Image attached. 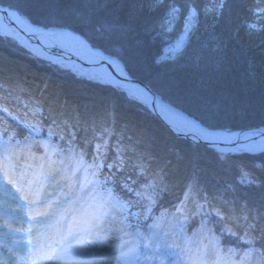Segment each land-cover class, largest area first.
Returning <instances> with one entry per match:
<instances>
[{
    "label": "trees",
    "instance_id": "1",
    "mask_svg": "<svg viewBox=\"0 0 264 264\" xmlns=\"http://www.w3.org/2000/svg\"><path fill=\"white\" fill-rule=\"evenodd\" d=\"M0 3L35 23L79 30L93 44L102 42L124 55L131 75L206 125L264 124V23L255 25L252 17L263 15L262 0H224L219 15L200 11L182 49L167 54L165 48L184 31L189 5L202 10L214 0ZM174 6L180 11L176 26L169 29L162 23ZM104 25L126 31L101 39ZM0 131L35 138L33 147L39 152L44 151L40 138L49 137L64 150L72 148L89 161L101 162L99 172L119 183L120 197L131 200L137 212L131 220L144 227L147 217L173 207L192 184L190 209L205 195L211 204L209 215L191 218L188 231L207 226L232 257L233 249L243 258L261 248L264 260V152L234 153L220 160L216 149L177 137L124 90L52 67L1 35ZM244 173L254 182H242Z\"/></svg>",
    "mask_w": 264,
    "mask_h": 264
},
{
    "label": "snow or ice",
    "instance_id": "2",
    "mask_svg": "<svg viewBox=\"0 0 264 264\" xmlns=\"http://www.w3.org/2000/svg\"><path fill=\"white\" fill-rule=\"evenodd\" d=\"M156 2L159 3L160 0H156ZM223 6L224 0H214L212 7H205L202 10L194 5H189L186 30L191 26L192 21L198 16L200 11L205 14L215 11L219 15V10ZM3 12L4 16H0V28L24 25L22 30L35 34L33 26L26 23L25 17L18 9L11 12L8 9H4ZM178 12V8L172 7L168 14L169 19L163 22L162 26L166 23L170 29L171 18H174ZM257 14L260 13L258 12ZM249 27L255 28V25H249ZM125 31L126 29L123 26L104 25L102 26L103 36L101 39L108 38L111 33L122 34ZM41 35L59 40L62 43L67 42L69 46L76 50L75 55L87 57L89 63L99 65L101 71L94 74L92 78L100 76L105 66L114 73L117 70L123 72L127 68L125 56L105 48L102 42L95 43L89 47L84 41L76 38L72 32L64 30L47 31L41 33ZM105 53L108 54L105 55ZM103 75L110 78L108 73H103ZM153 103L154 105L156 103L154 98ZM159 106L166 115L170 114L169 118L176 124L177 128L192 129V134L203 139L205 143L234 145L233 148L227 150L218 149V159L220 160H224L225 157L237 152L252 153L256 148H261L264 151V130L251 129L240 134L233 135L229 133L226 136L219 137L194 120L184 119L183 117L177 119L179 114L174 111L170 104L161 102ZM3 111L7 112V109ZM2 143L5 152L4 163L8 164L12 157L10 144L7 141ZM96 148L99 151L101 145H96ZM93 163L96 171H99L102 165L95 160ZM53 164H55V161L48 165L42 164L39 172L30 177L17 174L13 166L0 170V185H15L20 193L18 199L27 201L26 205H21V215H24L25 209H27L26 214L32 217L34 225H42L44 231L38 232L33 236L31 242L42 249L43 260L52 261L53 264H79L74 257L88 253L89 250H91V253H95L97 251L96 245H99L100 249H107V255L110 259L128 261L135 258L137 249L134 240H125L122 244L113 247L107 245L106 240L102 236L111 220L113 211L116 210L117 205H120L115 194L107 187L108 178L106 177L102 182L98 179L90 180L85 176L81 180V178L76 177V173L82 171L78 161L70 162L69 167L75 165L71 174L63 167V161H61L60 167H55ZM107 167L111 169L112 165L109 164ZM91 175L94 177L96 172L94 171ZM244 177L245 179L242 182L249 184L254 182L249 178L248 173H244ZM85 197L93 201L90 203V210L87 212L83 211L81 207ZM212 199H215V197H212ZM204 200L205 204L197 205L195 211L196 214L207 216L210 214L207 205L211 204V200L207 195H205ZM125 207V205H120L121 210ZM180 207L182 205L178 206V210ZM145 211H150V206ZM214 211L217 216L220 215L219 209ZM36 217H42L43 221L36 220ZM251 226L249 225V227ZM29 232L31 233V229H29ZM125 235L130 234L125 233ZM41 238L45 241L43 245L39 243ZM115 239L119 240L120 237Z\"/></svg>",
    "mask_w": 264,
    "mask_h": 264
},
{
    "label": "rangeland",
    "instance_id": "3",
    "mask_svg": "<svg viewBox=\"0 0 264 264\" xmlns=\"http://www.w3.org/2000/svg\"><path fill=\"white\" fill-rule=\"evenodd\" d=\"M174 7L178 8L180 11L178 6ZM252 17L255 20V25L264 23V12L263 15L254 13ZM186 23H188V15L186 16V20L183 25L184 29ZM175 26L176 18H171L170 29H173ZM192 27L193 24H191L189 29ZM181 38L178 43L175 44L173 50L182 48L183 43L185 42L186 34H183V36L181 35ZM4 141L9 142L10 144V150L12 153L10 160L13 162L12 164L10 163V165H1L0 170H3L5 167L13 166L16 171L26 170L24 172L26 173V176L29 177L38 173L42 164L48 165L55 161L53 166L60 167L61 161H63V167L69 172V174H71L75 168V165L69 167L70 162L78 161L80 162L82 171L77 172L76 177L81 178V180L85 176H87V178L89 177V163L86 161V159H84L83 156H76L72 151L62 152L61 150H58L56 145L50 140L44 141L47 150L45 155L48 157V155L51 153L56 152V154L51 159L48 160L46 158L43 161L38 160V158L35 157V160L32 162V166L26 167L24 165L27 162H25L22 157L28 155L31 156L34 154L32 148H30L32 140L26 141L17 138L9 139L0 134V160H4L3 157L5 152L2 143ZM24 147H27L24 152L19 151ZM18 157H21V159ZM32 169H34V171H31ZM88 179L91 180L93 178ZM11 187H13V185H0V211L6 215L11 212L20 217H28L29 221L34 224L32 217L26 214L27 209H25V214L21 215V206H19L18 203L9 205L10 203L8 200L12 201L11 194L16 196L15 193L7 192L8 190L13 191V188ZM3 195L10 198L6 197L3 200L1 198ZM92 202L93 201L89 200L88 197H85L81 204L83 211L87 212L89 205ZM6 203H8V205ZM36 220L43 221V218L36 217ZM185 220H183L180 217V214L176 212L158 215L149 223L147 232L140 234L137 230H134L129 226L127 219L120 213L119 206L117 205L116 210L112 213V217L106 228V231L102 234V236L106 240L107 245L113 247L122 244L125 240H134L137 249L135 258L128 261H117L110 259L107 255V249H100L99 245H96L97 251L95 253H91V250H89L88 253H85V255L88 257L81 258L79 264H192L195 260H198L200 255L206 258L207 261H214L215 259L219 258L221 250L215 238L209 235L208 232L203 228H199L196 231L189 233L186 229ZM5 226L6 224L0 223V234L5 235L12 233V228ZM13 226H17L20 229L18 230L20 234L19 237L13 235L12 237H4V239L11 242L17 238L16 241L23 245L28 243V240H30V243H32L31 240L33 239L34 234L41 229V224H35L31 228L30 233L29 230L26 231L23 229L20 223L14 224ZM115 230H117L116 233ZM125 233H129L130 235H125ZM116 237H120V239L117 240L115 239ZM76 257H74V259H76ZM249 263L259 264V262H255L253 259H251Z\"/></svg>",
    "mask_w": 264,
    "mask_h": 264
},
{
    "label": "water",
    "instance_id": "4",
    "mask_svg": "<svg viewBox=\"0 0 264 264\" xmlns=\"http://www.w3.org/2000/svg\"><path fill=\"white\" fill-rule=\"evenodd\" d=\"M4 9H8L9 11L11 10H14L12 8H10L8 5H5V4H0V12L4 15V12L3 10ZM29 24H31L30 22H27ZM34 25V28H33V31L35 32V34H32V32H29V31H26V30H22L23 27L19 26L17 27L16 25H12L11 27H7L8 30L4 29V28H0V34H3V35H8V36H11L13 37L14 39H16L21 45L27 47L30 51L32 52H36L38 54V56L42 57V58H45L47 60H53L55 61L56 59H59L61 57V53H58V52H48V53H45L44 50L41 48L42 45L45 47V45L42 43L41 39H40V36H41V33H44V32H47V31H50L52 29H63L61 27H50V28H45V27H42V26H39V25H35V24H32ZM69 29V28H67ZM72 30V29H71ZM74 31V30H73ZM14 33V35L19 38L17 39L16 37H14L11 33ZM77 35H79L80 37L82 36L86 41L87 43L92 46L91 42L88 41L83 35L82 33L80 32H76ZM21 39L23 41H21ZM41 46V47H40ZM43 47V48H44ZM36 48H39V49H36ZM98 50H102V49H98ZM108 53H105V55H107ZM61 59V58H60ZM96 68H100L99 65H96ZM103 70H106L108 71L110 74L114 75L116 77V81H109L107 83H111V84H114V85H117V84H126V83H129V84H134V85H137V86H140L141 88H143L144 90H147L146 92L149 93V95L156 100H159L160 102L164 103V104H170L171 107L173 109H178L179 111H182L183 114L187 115L190 119L198 122L202 127L204 128H208L210 131H212L213 133H215L217 136L219 137H223V136H226L228 135L229 133L233 134V135H236V134H240V133H243V132H247L251 129H260V130H264V125H255V126H251V127H247V128H243V129H229V128H212V127H209L207 125H205L203 122H201L200 120H198L197 118H195L194 116L188 114L187 112H185L184 110L182 109H179L177 107H175L174 105H172L171 103H169L168 101H166L162 96H160L159 94H157L156 92L153 91V89L147 85L145 82H143L142 80H140L139 78H136V77H133L129 71L126 69L124 70L123 72H112L110 68H108L107 66H105L103 68ZM90 79H93L95 81H101V82H104L105 83V80L103 79H100V78H92V77H89ZM154 104V103H153ZM151 108L153 109V111H159V109L157 108L156 106V103L155 105L153 106L152 104L150 105ZM162 118L164 119V121L169 125V127L178 135V136H181V137H186L192 141H196V142H204L203 139H200L198 138L197 136L193 135L192 132L193 130L192 129H183V128H177V126H174L172 125L169 120L162 116ZM205 143V142H204ZM208 144V143H206ZM209 146L211 147H215L217 149H224V150H227L229 148H233V147H226L228 145L226 144H218V145H214V144H208ZM256 150H261V148H256Z\"/></svg>",
    "mask_w": 264,
    "mask_h": 264
},
{
    "label": "bare ground",
    "instance_id": "5",
    "mask_svg": "<svg viewBox=\"0 0 264 264\" xmlns=\"http://www.w3.org/2000/svg\"><path fill=\"white\" fill-rule=\"evenodd\" d=\"M11 11H13V10H11ZM0 16H4V15L0 12ZM27 22H29V21L26 20V23ZM32 26L34 28V25H32ZM21 27L24 28V25H21ZM3 28L6 29V30H8L7 26L6 27H3ZM60 30L72 32L73 35L76 38H78L79 40H82L86 44H88L87 41L84 38L80 37L74 31H72L70 29H52L50 31H60ZM9 33H11V32H9ZM11 34L14 37H16L14 35V33H11ZM17 39H19V38H17ZM40 39H41L42 43L45 45V47L43 45H42V47L40 46L44 50L45 53H48V52H51V53H53V52L61 53V57H60L61 59L59 58V59H56L55 60L58 63H61L63 65H67V66L73 67L74 69H76L80 73H82L84 75H87L89 77H93L94 74H97L98 72L101 71L100 68H96V65L97 64L89 63L87 57H78L77 55H75V51L76 50L73 47L69 46L67 44V42H63L62 43L59 40H54V39H52L50 37H45L43 35L40 36ZM21 41H23V40L21 39ZM89 47H91V46L89 45ZM36 49H39V48H36ZM117 71L120 72V70H117ZM103 73H108L110 75V78H109V76L103 75ZM97 78L103 79V80H105L107 82H109V81H111V82L116 81L115 80L116 77L114 75L110 74L106 70H102L101 75L98 76ZM121 85L124 86V87H126L132 94H134L137 97L143 99L145 103H147L149 105L152 104L154 106V104H153V98L149 95V93H147L140 86H137V85H134V84H129V83L128 84H121ZM136 90H139V91H136ZM160 104H161V102L159 100H156V106H157L158 109L161 110L158 113L161 116L166 117L172 125L176 126V124L173 123L172 120H170V118H169L170 114H167L166 115L165 112L162 111L161 107L159 106ZM174 111L179 114V116L177 117V119H179L180 117H183L184 119L192 120L187 115L183 114L182 111H179L178 109H174ZM226 147L227 148L228 147H234V145H228ZM116 232H117V230H115V233Z\"/></svg>",
    "mask_w": 264,
    "mask_h": 264
}]
</instances>
